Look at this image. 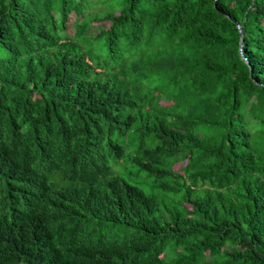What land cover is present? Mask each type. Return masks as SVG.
Listing matches in <instances>:
<instances>
[{
    "label": "trees",
    "instance_id": "obj_1",
    "mask_svg": "<svg viewBox=\"0 0 264 264\" xmlns=\"http://www.w3.org/2000/svg\"><path fill=\"white\" fill-rule=\"evenodd\" d=\"M0 264H264V0H0Z\"/></svg>",
    "mask_w": 264,
    "mask_h": 264
},
{
    "label": "rangeland",
    "instance_id": "obj_2",
    "mask_svg": "<svg viewBox=\"0 0 264 264\" xmlns=\"http://www.w3.org/2000/svg\"><path fill=\"white\" fill-rule=\"evenodd\" d=\"M75 19V15H72V18H71V21H70V25H71V22ZM108 22L107 21H103V22H99V21H95L94 22V26H100L101 24H107ZM71 32H73L71 30ZM164 104H169V102H166V101H163ZM185 162H182V163H177L176 166H175V169L177 170H180L182 171V167L184 166Z\"/></svg>",
    "mask_w": 264,
    "mask_h": 264
},
{
    "label": "water",
    "instance_id": "obj_3",
    "mask_svg": "<svg viewBox=\"0 0 264 264\" xmlns=\"http://www.w3.org/2000/svg\"><path fill=\"white\" fill-rule=\"evenodd\" d=\"M237 25H238V27H239V30H240V32H241V35L243 36L244 31H243V27H242V25H241L240 23H237ZM241 46H243V40H242V42H241Z\"/></svg>",
    "mask_w": 264,
    "mask_h": 264
}]
</instances>
